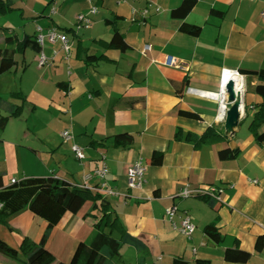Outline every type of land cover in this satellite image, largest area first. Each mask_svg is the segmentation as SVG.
<instances>
[{"label": "crops", "instance_id": "obj_1", "mask_svg": "<svg viewBox=\"0 0 264 264\" xmlns=\"http://www.w3.org/2000/svg\"><path fill=\"white\" fill-rule=\"evenodd\" d=\"M30 2L20 0L0 20V28L24 36L37 35L38 27L44 31L55 27L72 38L73 49L68 54L59 43L45 44L51 64L39 67L37 85L44 90H34L44 101V131L24 128L23 123L22 130L3 131L4 182L54 175L78 185L85 173L106 163V181L118 194L103 196L124 227L150 248V256L140 262L136 249L125 245L118 264H172L177 257L187 264L198 259L211 264H264V148L249 129L262 98L255 90L257 77L247 72L264 69V0H197L185 19L172 15L183 0H97L93 24L76 34L67 30L75 29L78 14L90 10L88 0ZM213 8L222 10L223 16L213 14ZM16 11L21 18L14 25L6 17ZM184 22L201 25V34L181 31ZM114 26L124 33L128 43L124 49L106 46ZM3 35L0 31V43ZM32 52L38 59L39 54ZM87 53L100 58L86 61ZM168 57L176 65H168ZM225 69L246 76L245 108L238 125L218 116ZM185 77L189 84L178 95L174 83ZM32 108L36 114L38 108ZM182 109L200 117L185 116ZM213 124H222L231 136L202 145L188 139L190 133L202 135ZM64 130H71L74 138L64 140ZM73 144L84 148V160L75 156ZM227 146L240 148V155L220 159L219 149ZM155 152L163 154L159 164L153 162ZM140 158L148 162L146 182L142 189H130L127 169ZM186 186L207 192L216 187L219 202L212 207L204 196H179ZM173 204L193 217L197 228L191 237L165 218V209ZM175 219L179 220L178 214ZM96 221L94 216L66 213L53 228L48 248L59 260L69 261L81 241H92ZM209 224L219 228L221 244L207 239ZM46 228V220L26 208L11 215L7 225L0 222V237L18 248L25 237L39 242ZM236 245L251 253L248 262L225 259V248ZM19 258L5 263L25 264V254Z\"/></svg>", "mask_w": 264, "mask_h": 264}, {"label": "trees", "instance_id": "obj_2", "mask_svg": "<svg viewBox=\"0 0 264 264\" xmlns=\"http://www.w3.org/2000/svg\"><path fill=\"white\" fill-rule=\"evenodd\" d=\"M19 1L0 0V14L6 15L14 11ZM196 3L197 0H183L182 4L173 10L172 15L176 18L185 19ZM212 13L220 17L224 14L222 10L217 8H213ZM0 31L4 34L0 43V76L16 69L18 65L16 56L18 54L25 55L29 49L38 54L42 51L36 34H25L20 37L16 32L10 31L9 28H0ZM67 31H73L76 34L74 28ZM181 31L192 36H198L202 32V26L184 22ZM106 46L118 49H124L128 46L124 33L118 27L114 26L112 39L106 43ZM99 58L94 54H88L86 61ZM247 72L257 77L258 82L255 90L262 98V102L256 105L257 110L250 122L249 129L255 142L264 148V130H261L264 126V69ZM62 84L60 83V85ZM188 84V77H185L181 82H175L176 93L182 95ZM13 98L21 99L22 102H17ZM26 102L27 98L22 92H13L10 97L0 95V146L3 142L2 133L10 119L22 115ZM180 113L188 117H200L198 113L191 110L182 109ZM231 134L232 132H224L222 124H213L202 135L190 133L188 139L197 145L214 144L224 141ZM240 153V148L227 146L219 149L218 157L222 160L235 159ZM162 160V152L153 154L155 164L161 163ZM4 176L5 174L0 172V222L7 225L8 218L11 215L27 208L34 215L46 220L47 228L39 242H34L29 237H25L18 248L10 245L0 237V252L2 254L18 260L20 259V253H23L25 254V260L23 261L25 264H118L121 249L125 245H130L136 249L140 262L145 261L150 256L149 246L124 227L118 216L113 214L111 201L102 193L79 187L54 175L29 176L14 181L11 180L8 184L4 182ZM201 196H204L212 207H216V202H219L208 195ZM68 212L77 214L81 218L94 216L97 221L95 222V235L92 241L90 243L81 241L71 259L62 261L48 248L47 243L53 228ZM114 232H118L119 235H114ZM205 235L208 240L215 244H221L224 241L219 228L215 224H209L205 227ZM224 253L225 259L230 262L246 263L251 257V253L242 249L239 245L225 248ZM187 263V260L177 257L172 264ZM196 264H211V262L198 259Z\"/></svg>", "mask_w": 264, "mask_h": 264}, {"label": "built area", "instance_id": "obj_3", "mask_svg": "<svg viewBox=\"0 0 264 264\" xmlns=\"http://www.w3.org/2000/svg\"><path fill=\"white\" fill-rule=\"evenodd\" d=\"M91 3L90 10L87 13H80L77 16V24L75 26V32L78 33L80 30L89 28L94 20L93 16L98 12V5L96 3L97 0H88ZM53 12L54 9H53ZM148 10L146 9L144 11L145 14H147ZM262 18L264 19V9L262 11ZM37 39L42 47V51L39 53L38 61H39V67L42 68L44 66L50 65L51 60L50 58L45 54L43 48L46 43H59L61 45V48L70 54L73 49L72 45V38L62 30H59L55 27L48 29L47 31H44L42 27L37 28ZM150 47H146V49H149ZM168 65H176V61L173 57H168L167 59ZM246 76L239 72V71H233L229 69H225L223 71L222 77H221V84H220V93H219V100H220V111H219V119L221 121H225L227 118L228 112L231 110L234 104L239 103L240 101H243V105L241 106L242 110L244 109V94L246 92L244 81ZM229 80H234L235 86H234V93H235V101L231 102L230 105H228V98L229 94L225 91V86L228 83ZM241 110V113L244 111ZM241 114L239 118L236 120V122H239L241 120ZM62 137L66 141H70L74 138L71 130H64L62 132ZM73 152L75 156L79 160H84L86 155L84 152V148L81 147L78 144L72 145ZM148 169V162L144 159L140 158L139 160L135 161L133 164H131L127 169V176H128V186L130 189H142L145 182H146V173ZM108 172V166L106 163H104L101 167L96 168L95 170L85 173L83 177V182L78 184L79 187L90 189V190H96L100 193H102L105 196H114L117 195L118 192L114 189L110 188L107 181H106V175ZM93 178L98 179V183L93 185L91 183V180ZM15 179H12L14 181ZM255 182H258V180H254ZM205 195L207 194L209 197H213L215 199H220V196L218 195V190L216 187H212V189H209L208 192L202 189H190L188 186L181 189L178 193L179 196L185 198L189 197L191 195ZM178 214L179 220L177 221L175 219V216ZM165 218L170 221L174 228L177 229L182 234L186 235L187 237H191L197 226L196 223L193 220V217L191 214H189L187 211H182L178 205L173 204L168 206L165 209Z\"/></svg>", "mask_w": 264, "mask_h": 264}, {"label": "rangeland", "instance_id": "obj_4", "mask_svg": "<svg viewBox=\"0 0 264 264\" xmlns=\"http://www.w3.org/2000/svg\"><path fill=\"white\" fill-rule=\"evenodd\" d=\"M31 1L33 2V0ZM32 2H30V4H32ZM27 5L29 6V4ZM19 12L20 11H16L6 18L9 17L13 21V24L16 25V23L19 22L21 18ZM28 14L29 11H26V16H28ZM2 19H4V15L0 14V20ZM27 19L29 21H32V19L30 18ZM27 30H29V26L27 27ZM20 36L23 35L21 34ZM29 53L30 54L27 55L26 59L22 54H18L16 56V58L18 59L16 70L14 69L11 72L6 73L0 79V95L4 97H10L13 92H22V94L27 98V102L24 104L22 115L10 119L6 127L8 132L12 130H22V123L25 126L24 128L29 126L32 130L44 131V126L42 125L44 122V101L34 94V90H37V88L40 90H44L43 86L41 87L39 84V86L37 85L39 76H41L42 72L39 69V61L37 58H35L32 50H30ZM42 71H44V68L42 69ZM28 95H32L33 99H29ZM13 99L17 102H22L21 99ZM33 105L38 108L36 114L32 113ZM114 235L117 236L116 233ZM0 255L1 264H6L5 262L8 263L12 261V258L9 259L8 256L6 257V255L4 256L2 254Z\"/></svg>", "mask_w": 264, "mask_h": 264}, {"label": "water", "instance_id": "obj_5", "mask_svg": "<svg viewBox=\"0 0 264 264\" xmlns=\"http://www.w3.org/2000/svg\"><path fill=\"white\" fill-rule=\"evenodd\" d=\"M234 86H235L234 80H229L225 86V91L229 94L228 105H230L231 102L235 101ZM242 105H243V101H240L239 103L233 105V107L231 108V110L227 114L228 116H227L226 120H229L228 124L231 123L233 125H238L241 123L243 118L239 122H236V120L239 118V116L241 114V110H242L241 106ZM243 108H245V105Z\"/></svg>", "mask_w": 264, "mask_h": 264}]
</instances>
